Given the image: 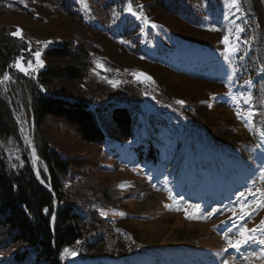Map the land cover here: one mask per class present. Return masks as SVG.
Instances as JSON below:
<instances>
[{
	"label": "rangeland",
	"instance_id": "obj_1",
	"mask_svg": "<svg viewBox=\"0 0 264 264\" xmlns=\"http://www.w3.org/2000/svg\"><path fill=\"white\" fill-rule=\"evenodd\" d=\"M85 2L87 8L81 0H0V28H14L26 43L25 55L13 63L15 71L25 73L17 67L19 62L27 69V75H35L45 65L55 64L42 55L47 47L71 42L76 48L88 50L93 67L90 78L77 87L66 82L68 86L94 91L102 82L113 87L134 83L144 92L142 111L135 115L134 137L130 140L91 144L81 138L76 124L66 120L48 121L43 130L51 147L64 157H86L90 161L96 150L102 147L105 151L98 170L70 171L64 181L72 198L70 202L81 204L88 214L101 221L88 238L92 241L97 232L103 235L113 256L99 263L264 264V244L260 243L264 240V180L260 178L264 171V150L260 136L250 139L264 125V113L257 109L262 102L260 98L251 99L252 91L236 94L231 91V84H227L224 88L230 90L227 100L233 105V113L216 108L213 96L220 88L213 89L203 72L210 62L219 63L222 68L231 65V58L237 54L238 0L235 5L233 0L194 1L193 8H188L189 2L171 6L170 0ZM166 3L168 10L164 7ZM222 22L225 32L220 35L218 23ZM200 30L204 35L200 40H189L193 38L191 32ZM207 31L213 32L214 47L202 43L209 36ZM225 36L229 37L228 44L224 43ZM159 71L165 74L163 87L171 84L177 90V95L166 96V102L154 101L153 97ZM7 76L9 79L3 77L0 87L12 105L21 137L20 140L0 137V148L12 169L18 170L24 166L26 155L32 161L30 147L38 156L36 128L26 103L10 94L13 75L9 72ZM160 92L159 96L167 95ZM204 94L209 96L205 100ZM201 102L217 122L230 118V125L238 133L245 134L251 129V137L246 136L248 139L240 141L239 146L209 148L206 133L182 116L185 110H194ZM162 106H168L171 109L167 112H172L168 113L166 123L158 118L167 113L162 112ZM142 142L159 155L154 163L135 155V147ZM241 148L248 149L247 157H240ZM225 153L230 155L224 156ZM222 155L224 160L214 159ZM236 160L240 162L237 167L228 169ZM259 166L262 171L257 176H244L237 184L235 177H241L243 169ZM37 167L39 180L51 186L43 177L46 165L39 156ZM45 174L48 176V171ZM227 180L237 184L235 192L226 187ZM105 192L114 203L104 200ZM6 235L0 226V264L8 263L14 251L5 246ZM245 239L239 247L233 246ZM206 252H210L208 257L200 255ZM73 253H66L71 264L99 261H81Z\"/></svg>",
	"mask_w": 264,
	"mask_h": 264
},
{
	"label": "trees",
	"instance_id": "obj_2",
	"mask_svg": "<svg viewBox=\"0 0 264 264\" xmlns=\"http://www.w3.org/2000/svg\"><path fill=\"white\" fill-rule=\"evenodd\" d=\"M194 1L211 0H170V3L173 6L177 3L189 2L188 8H193ZM238 3L240 11L237 23L240 30L237 32L239 36L237 54L231 58V65L222 68L223 65L210 62L203 67V72L213 85V89L215 86L220 88L218 94L213 96L216 108L223 107L233 113V105L227 100L230 90L224 88L225 85L231 84V91L236 94L252 91L251 99L260 98L262 105L257 109L264 113V0H238ZM164 7H168L167 3ZM218 26L222 35L225 32V22L218 23ZM186 31L188 32L184 29V32ZM201 33V30L191 32L193 38L189 40H200L204 36ZM206 33L209 36L203 39L202 43L214 47L215 42H212L211 37L213 32ZM25 49L26 43L16 35L14 28H0V81L7 73H12L13 83L10 94L26 103L34 119L36 128L34 141L37 153L41 163L46 165V172L43 169L42 174L52 186L54 194L39 180L33 162L27 155L24 157V166L14 170L0 148V226L7 232L5 246L14 249L10 261L6 264H71L66 259V253L69 251L77 253L81 261L99 260L94 263L102 264L99 262L113 256L110 254L112 251L107 247L105 237L97 232L93 234L92 241L88 238L91 237L90 233L101 225V221L88 214L81 204L75 205L70 202L72 198L66 191L64 181L70 171L73 173L76 170L84 172L90 169L98 170L105 157V151L102 147L99 148L90 161L86 160V157H64L51 147L43 130L48 121L66 120L76 124L81 138L91 144H103L115 139L130 140L134 137L135 115L142 111L144 92L134 83L113 87L102 82L96 85L97 90L94 91L68 86L66 82H72L77 87L80 82L90 78L93 67L89 61L88 50L76 48L71 42L47 47L42 55L46 60H53L55 64L45 65L35 75L15 71L13 63L17 58L25 55ZM210 57L213 58L214 55ZM159 74L155 86L157 90H154L153 97L154 101L166 102V96L177 95V90L171 84L163 87L166 85V80L163 78L165 74L163 71H159ZM158 92L167 95L159 96ZM208 97L204 94L203 100ZM161 109L162 112H167L171 108L162 106ZM206 109L207 106L202 103L194 110H185L182 116L197 126L200 132L206 133L210 140L209 148L239 146L240 141L251 137V129L244 130L245 134L238 133V130L230 125L232 122L230 118H225L222 123L217 122L206 112ZM168 113L172 112L158 115V118L166 123ZM173 119L178 120V118ZM222 125L226 128H220ZM257 135L261 137V149L264 150V125L262 130L250 139L255 140ZM0 137H14L17 140L21 137L12 105L1 87ZM216 139L222 142H216ZM146 141L148 142L149 139ZM134 150L135 155L147 162L154 163L159 157L152 146L144 145L143 142ZM225 155L230 154L225 153ZM248 155V149L241 148L240 157ZM214 159L224 160L225 157L216 156ZM239 163L236 160L228 166V169L237 167ZM47 171L48 176L45 174ZM260 171H262L260 166L256 169H243L241 177H235L237 184L245 178L244 176H257L256 173ZM219 172L220 169L217 168V175ZM237 184L233 185V180L226 181V187L230 186L232 192H235ZM103 196L106 202L114 203L115 200L109 193L105 192ZM54 214L55 224L52 221ZM200 255L208 257L210 252Z\"/></svg>",
	"mask_w": 264,
	"mask_h": 264
},
{
	"label": "snow or ice",
	"instance_id": "obj_3",
	"mask_svg": "<svg viewBox=\"0 0 264 264\" xmlns=\"http://www.w3.org/2000/svg\"><path fill=\"white\" fill-rule=\"evenodd\" d=\"M81 2L83 3L84 7L87 8L88 5L87 3L85 2V0H81ZM233 5H235V0H233ZM128 8H129V11H131V4L128 5ZM133 15H136V13H132ZM139 18V17H138ZM153 27H156V25H152ZM18 34V33H16ZM224 43L225 44H228L229 43V37L228 36H225L224 37ZM228 49H226L227 51ZM231 50H235L234 48H232ZM36 57H37V60L39 61V53H36ZM40 65L42 66L43 62L42 61H39ZM17 67L21 70V71H24L25 74H27V69H25L24 67H22L20 65V63L18 62L17 63ZM29 68H31V63L29 62ZM146 79H151L150 77H145ZM5 80L9 79V77L7 76V74L5 75L4 77ZM177 103L179 104H183L184 102L183 101H177ZM261 180H264V171L261 172V176H260ZM241 196H243V193H241ZM243 218V217H242ZM262 224H264V221H262ZM242 235H246L245 233H242ZM252 239H255L254 237ZM243 242H246V239L244 241H238L235 245H233L234 247H239V244L240 243H243ZM260 243L264 244V240H261ZM229 244H232L231 241H229ZM73 255H75V253H73Z\"/></svg>",
	"mask_w": 264,
	"mask_h": 264
},
{
	"label": "water",
	"instance_id": "obj_4",
	"mask_svg": "<svg viewBox=\"0 0 264 264\" xmlns=\"http://www.w3.org/2000/svg\"><path fill=\"white\" fill-rule=\"evenodd\" d=\"M31 149V155H32V162L34 164V167H35V172L38 173V167H37V158L38 156L36 155V151L34 150L33 147H30ZM46 184V183H45ZM47 185V184H46ZM50 190H52V187L51 186H47ZM58 206V202H56V207ZM53 223L55 224V221H56V215L54 214L53 215V219H52Z\"/></svg>",
	"mask_w": 264,
	"mask_h": 264
}]
</instances>
